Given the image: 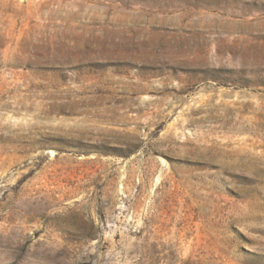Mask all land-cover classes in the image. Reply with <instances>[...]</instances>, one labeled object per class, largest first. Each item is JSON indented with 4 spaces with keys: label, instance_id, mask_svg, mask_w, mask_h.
<instances>
[{
    "label": "rangeland",
    "instance_id": "obj_1",
    "mask_svg": "<svg viewBox=\"0 0 264 264\" xmlns=\"http://www.w3.org/2000/svg\"><path fill=\"white\" fill-rule=\"evenodd\" d=\"M0 264H264V0H0Z\"/></svg>",
    "mask_w": 264,
    "mask_h": 264
}]
</instances>
